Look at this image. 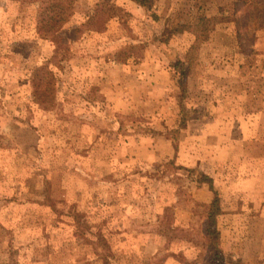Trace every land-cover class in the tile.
I'll use <instances>...</instances> for the list:
<instances>
[{
  "label": "rangeland",
  "instance_id": "1",
  "mask_svg": "<svg viewBox=\"0 0 264 264\" xmlns=\"http://www.w3.org/2000/svg\"><path fill=\"white\" fill-rule=\"evenodd\" d=\"M40 5L0 0V264H210L215 194L264 264V0Z\"/></svg>",
  "mask_w": 264,
  "mask_h": 264
},
{
  "label": "trees",
  "instance_id": "2",
  "mask_svg": "<svg viewBox=\"0 0 264 264\" xmlns=\"http://www.w3.org/2000/svg\"><path fill=\"white\" fill-rule=\"evenodd\" d=\"M40 8L42 13H40V17L38 19V31L46 36H49L52 41H59L54 34H47L48 31L52 30L55 24L61 21L62 11L65 9L63 6H60L63 0H39ZM55 2L52 6H47L49 2ZM66 1V0H65ZM43 5V6H42ZM68 7V5H67ZM46 12H50L49 16ZM209 188L212 189V182L209 179ZM220 212L219 198L217 195H214L213 200L208 206V220H207V228L206 232L210 238V247L213 248V257L211 259L210 264H225L224 255L222 250L219 247L217 233L212 227L215 225V217ZM234 264H242L240 261H236Z\"/></svg>",
  "mask_w": 264,
  "mask_h": 264
},
{
  "label": "crops",
  "instance_id": "3",
  "mask_svg": "<svg viewBox=\"0 0 264 264\" xmlns=\"http://www.w3.org/2000/svg\"><path fill=\"white\" fill-rule=\"evenodd\" d=\"M168 264H178V263H174V262H168Z\"/></svg>",
  "mask_w": 264,
  "mask_h": 264
}]
</instances>
